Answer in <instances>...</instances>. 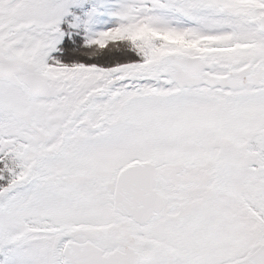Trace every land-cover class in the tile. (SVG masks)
<instances>
[{"label": "snow or ice", "instance_id": "obj_1", "mask_svg": "<svg viewBox=\"0 0 264 264\" xmlns=\"http://www.w3.org/2000/svg\"><path fill=\"white\" fill-rule=\"evenodd\" d=\"M0 264H264V0H0Z\"/></svg>", "mask_w": 264, "mask_h": 264}]
</instances>
